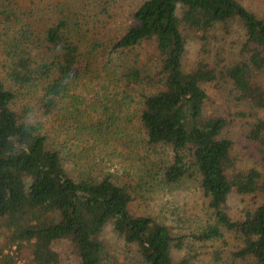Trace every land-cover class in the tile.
I'll use <instances>...</instances> for the list:
<instances>
[{"label": "trees", "instance_id": "trees-1", "mask_svg": "<svg viewBox=\"0 0 264 264\" xmlns=\"http://www.w3.org/2000/svg\"><path fill=\"white\" fill-rule=\"evenodd\" d=\"M263 77L264 0H0V264H201L135 207L188 177L191 235L264 264ZM109 135L138 181L95 160Z\"/></svg>", "mask_w": 264, "mask_h": 264}, {"label": "rangeland", "instance_id": "rangeland-1", "mask_svg": "<svg viewBox=\"0 0 264 264\" xmlns=\"http://www.w3.org/2000/svg\"><path fill=\"white\" fill-rule=\"evenodd\" d=\"M98 142L92 148L95 160L101 158L105 162H113L112 167L123 168L124 166L123 171L128 172L130 178L137 180V162L134 160V165L130 162V160L133 161L134 155L128 153L126 145L120 143L116 137H110V135L105 143ZM246 142L251 145L248 150L255 154L254 158L248 160L255 163L258 161L259 154L253 143L249 140ZM150 150L148 147L138 148V152L147 154L150 153ZM123 157L128 159L123 160ZM142 185L148 189L139 190L141 197L135 203V207L159 215L171 225L173 231L183 233L185 246L197 252V261L201 264H229L230 250L234 247V240L230 232L225 231L222 238L207 239V241L191 235L192 229L197 232L200 226L209 220L206 198L199 193L196 182L191 177L184 178L172 185H153L152 189H149L147 183ZM111 243L114 249L118 250V245H113V241ZM118 261L120 262L121 259Z\"/></svg>", "mask_w": 264, "mask_h": 264}]
</instances>
